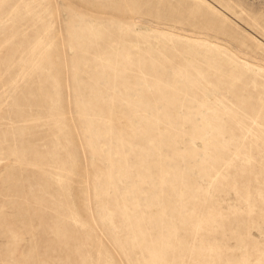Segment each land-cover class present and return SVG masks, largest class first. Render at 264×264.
<instances>
[{
  "label": "rangeland",
  "instance_id": "374dc122",
  "mask_svg": "<svg viewBox=\"0 0 264 264\" xmlns=\"http://www.w3.org/2000/svg\"><path fill=\"white\" fill-rule=\"evenodd\" d=\"M0 264H264V0H0Z\"/></svg>",
  "mask_w": 264,
  "mask_h": 264
}]
</instances>
